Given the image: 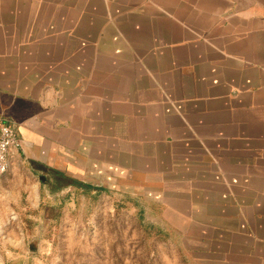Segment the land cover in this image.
Listing matches in <instances>:
<instances>
[{
    "label": "crops",
    "instance_id": "1",
    "mask_svg": "<svg viewBox=\"0 0 264 264\" xmlns=\"http://www.w3.org/2000/svg\"><path fill=\"white\" fill-rule=\"evenodd\" d=\"M0 120V224L77 175L162 193L195 264H264V0H0Z\"/></svg>",
    "mask_w": 264,
    "mask_h": 264
},
{
    "label": "rangeland",
    "instance_id": "2",
    "mask_svg": "<svg viewBox=\"0 0 264 264\" xmlns=\"http://www.w3.org/2000/svg\"><path fill=\"white\" fill-rule=\"evenodd\" d=\"M39 174L45 180L39 175L36 183L46 190V199L37 204V196L35 207L11 212L15 222L0 224V249L6 250L8 234H14L18 246L8 250L22 254L24 249L40 264H195L185 249L184 225L166 221L172 217L157 206L162 193L121 183L112 190L106 181L77 175L59 181Z\"/></svg>",
    "mask_w": 264,
    "mask_h": 264
},
{
    "label": "built area",
    "instance_id": "3",
    "mask_svg": "<svg viewBox=\"0 0 264 264\" xmlns=\"http://www.w3.org/2000/svg\"><path fill=\"white\" fill-rule=\"evenodd\" d=\"M20 147L22 142L12 122L0 120V185L11 170L14 151Z\"/></svg>",
    "mask_w": 264,
    "mask_h": 264
},
{
    "label": "trees",
    "instance_id": "4",
    "mask_svg": "<svg viewBox=\"0 0 264 264\" xmlns=\"http://www.w3.org/2000/svg\"><path fill=\"white\" fill-rule=\"evenodd\" d=\"M59 177H57V179L59 180V181H64V177L65 176H63V175H58ZM65 179H66V177H65ZM69 184H72V185H75V186H79V187H87V188H93V187H91L90 185H87V184H85V183H83V182H80V181H77V180H71V182H69ZM95 190H98V191H102V189H96L95 188Z\"/></svg>",
    "mask_w": 264,
    "mask_h": 264
},
{
    "label": "water",
    "instance_id": "5",
    "mask_svg": "<svg viewBox=\"0 0 264 264\" xmlns=\"http://www.w3.org/2000/svg\"><path fill=\"white\" fill-rule=\"evenodd\" d=\"M41 179H42V180H45V176H41Z\"/></svg>",
    "mask_w": 264,
    "mask_h": 264
}]
</instances>
